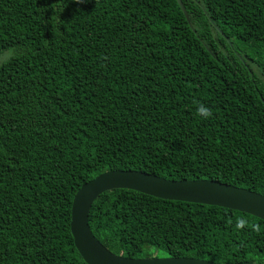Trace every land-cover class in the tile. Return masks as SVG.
Listing matches in <instances>:
<instances>
[{
  "label": "trees",
  "instance_id": "obj_1",
  "mask_svg": "<svg viewBox=\"0 0 264 264\" xmlns=\"http://www.w3.org/2000/svg\"><path fill=\"white\" fill-rule=\"evenodd\" d=\"M180 2L0 0V264H84L71 200L104 172L264 196V0ZM87 224L123 258L264 264L225 208L113 189Z\"/></svg>",
  "mask_w": 264,
  "mask_h": 264
},
{
  "label": "water",
  "instance_id": "obj_2",
  "mask_svg": "<svg viewBox=\"0 0 264 264\" xmlns=\"http://www.w3.org/2000/svg\"><path fill=\"white\" fill-rule=\"evenodd\" d=\"M185 21L180 0H175ZM125 189L153 198L225 208L264 221V196L207 180L168 181L134 171H108L82 184L74 193L69 213L73 246L84 264H213L192 258H123L106 250L92 236L87 215L91 203L103 192ZM239 264H253L242 262Z\"/></svg>",
  "mask_w": 264,
  "mask_h": 264
},
{
  "label": "clouds",
  "instance_id": "obj_3",
  "mask_svg": "<svg viewBox=\"0 0 264 264\" xmlns=\"http://www.w3.org/2000/svg\"><path fill=\"white\" fill-rule=\"evenodd\" d=\"M73 2L80 4L87 2V0H73ZM197 116L202 119H209L212 116V110L204 104H199L197 107ZM245 223L246 221L241 219L237 222V227H242Z\"/></svg>",
  "mask_w": 264,
  "mask_h": 264
},
{
  "label": "rangeland",
  "instance_id": "obj_4",
  "mask_svg": "<svg viewBox=\"0 0 264 264\" xmlns=\"http://www.w3.org/2000/svg\"><path fill=\"white\" fill-rule=\"evenodd\" d=\"M6 53H4V54H2L1 56H0V58L2 59V57L5 55ZM156 258H161L160 257V254H157V257Z\"/></svg>",
  "mask_w": 264,
  "mask_h": 264
}]
</instances>
